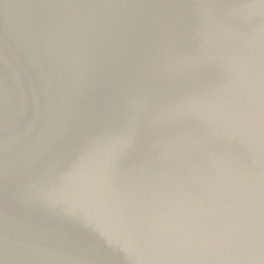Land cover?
I'll return each instance as SVG.
<instances>
[{
	"label": "water",
	"instance_id": "1",
	"mask_svg": "<svg viewBox=\"0 0 264 264\" xmlns=\"http://www.w3.org/2000/svg\"><path fill=\"white\" fill-rule=\"evenodd\" d=\"M0 264H264V0H0Z\"/></svg>",
	"mask_w": 264,
	"mask_h": 264
}]
</instances>
